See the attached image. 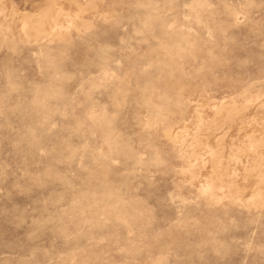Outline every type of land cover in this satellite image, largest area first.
I'll list each match as a JSON object with an SVG mask.
<instances>
[{
  "label": "rangeland",
  "instance_id": "1",
  "mask_svg": "<svg viewBox=\"0 0 264 264\" xmlns=\"http://www.w3.org/2000/svg\"><path fill=\"white\" fill-rule=\"evenodd\" d=\"M0 264H264V0H0Z\"/></svg>",
  "mask_w": 264,
  "mask_h": 264
}]
</instances>
